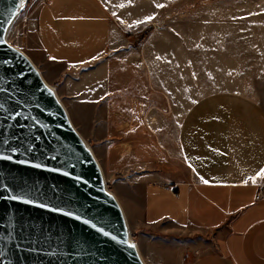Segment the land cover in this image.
Instances as JSON below:
<instances>
[{
    "label": "crops",
    "instance_id": "0c3cea01",
    "mask_svg": "<svg viewBox=\"0 0 264 264\" xmlns=\"http://www.w3.org/2000/svg\"><path fill=\"white\" fill-rule=\"evenodd\" d=\"M177 1L44 0L35 41L64 67L56 90L72 124L121 175L129 229L187 235L183 264H264V109L201 85L190 40L159 26Z\"/></svg>",
    "mask_w": 264,
    "mask_h": 264
},
{
    "label": "water",
    "instance_id": "95a60500",
    "mask_svg": "<svg viewBox=\"0 0 264 264\" xmlns=\"http://www.w3.org/2000/svg\"><path fill=\"white\" fill-rule=\"evenodd\" d=\"M25 2L0 0V264H145L55 88L6 39Z\"/></svg>",
    "mask_w": 264,
    "mask_h": 264
},
{
    "label": "rangeland",
    "instance_id": "374dc122",
    "mask_svg": "<svg viewBox=\"0 0 264 264\" xmlns=\"http://www.w3.org/2000/svg\"><path fill=\"white\" fill-rule=\"evenodd\" d=\"M43 1L27 0L6 39L32 60L56 90L64 67L47 59L35 41V18ZM169 25L186 39L185 49L190 40V56L202 64L197 72L202 86L208 91L220 87L241 91L257 99L264 109V0H178L174 17L159 26ZM148 29L150 32L152 27ZM103 174L107 188L117 198L121 175L116 172L108 176L105 170ZM129 232L145 264H175L178 256L183 264L182 258L189 254L187 235L139 233L132 228Z\"/></svg>",
    "mask_w": 264,
    "mask_h": 264
},
{
    "label": "snow or ice",
    "instance_id": "6c2138e0",
    "mask_svg": "<svg viewBox=\"0 0 264 264\" xmlns=\"http://www.w3.org/2000/svg\"><path fill=\"white\" fill-rule=\"evenodd\" d=\"M158 7H163V5H157ZM153 19V17H151V16H149V17H147L145 20H142V21H137L136 23H146V22H148V21H150V20H152ZM0 159H10L9 157H0ZM37 167H39L38 165H37ZM11 199H13V200H18V199H21L20 197H17V196H12L11 197ZM131 246V245H130Z\"/></svg>",
    "mask_w": 264,
    "mask_h": 264
},
{
    "label": "trees",
    "instance_id": "16d2710c",
    "mask_svg": "<svg viewBox=\"0 0 264 264\" xmlns=\"http://www.w3.org/2000/svg\"><path fill=\"white\" fill-rule=\"evenodd\" d=\"M149 30L148 28H145L143 31H141L140 33L137 34V37L140 41H142L143 39L146 38V36L148 35L149 33Z\"/></svg>",
    "mask_w": 264,
    "mask_h": 264
},
{
    "label": "bare ground",
    "instance_id": "6f19581e",
    "mask_svg": "<svg viewBox=\"0 0 264 264\" xmlns=\"http://www.w3.org/2000/svg\"><path fill=\"white\" fill-rule=\"evenodd\" d=\"M26 2H27V0H26ZM26 2H25V4L23 5V7H22V10L24 9V7L26 6ZM52 86V85H51ZM53 87V86H52ZM53 89V88H52ZM57 94V93H56ZM58 96V95H57ZM60 100V99H59ZM61 101V100H60ZM63 104V103H62ZM96 157V156H95ZM98 161V160H97ZM100 165V164H99ZM100 168H101V170H102V167H101V165H100ZM133 240V239H132ZM134 241V240H133ZM135 242V241H134ZM136 243V242H135Z\"/></svg>",
    "mask_w": 264,
    "mask_h": 264
},
{
    "label": "built area",
    "instance_id": "2783aa9c",
    "mask_svg": "<svg viewBox=\"0 0 264 264\" xmlns=\"http://www.w3.org/2000/svg\"><path fill=\"white\" fill-rule=\"evenodd\" d=\"M260 194H261V191H259V193H258V195H257V198L260 196ZM187 254L185 255V257L183 258V261H185V259L187 258Z\"/></svg>",
    "mask_w": 264,
    "mask_h": 264
}]
</instances>
